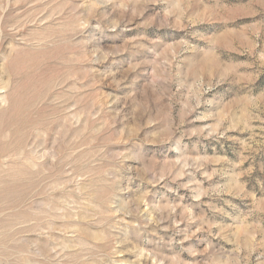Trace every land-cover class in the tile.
Listing matches in <instances>:
<instances>
[{
	"label": "rangeland",
	"instance_id": "obj_1",
	"mask_svg": "<svg viewBox=\"0 0 264 264\" xmlns=\"http://www.w3.org/2000/svg\"><path fill=\"white\" fill-rule=\"evenodd\" d=\"M0 264H264V0H0Z\"/></svg>",
	"mask_w": 264,
	"mask_h": 264
}]
</instances>
